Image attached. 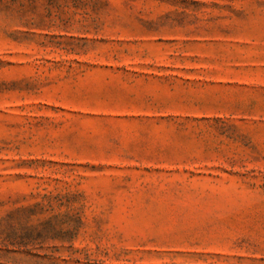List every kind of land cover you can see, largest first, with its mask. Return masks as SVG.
<instances>
[{
  "label": "rangeland",
  "instance_id": "1",
  "mask_svg": "<svg viewBox=\"0 0 264 264\" xmlns=\"http://www.w3.org/2000/svg\"><path fill=\"white\" fill-rule=\"evenodd\" d=\"M0 264H264V0H0Z\"/></svg>",
  "mask_w": 264,
  "mask_h": 264
}]
</instances>
